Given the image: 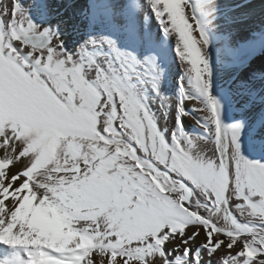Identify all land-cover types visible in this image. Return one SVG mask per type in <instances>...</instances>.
<instances>
[{
	"label": "snow or ice",
	"instance_id": "6c2138e0",
	"mask_svg": "<svg viewBox=\"0 0 264 264\" xmlns=\"http://www.w3.org/2000/svg\"><path fill=\"white\" fill-rule=\"evenodd\" d=\"M258 57L252 0H0V264H264Z\"/></svg>",
	"mask_w": 264,
	"mask_h": 264
},
{
	"label": "bare ground",
	"instance_id": "6f19581e",
	"mask_svg": "<svg viewBox=\"0 0 264 264\" xmlns=\"http://www.w3.org/2000/svg\"><path fill=\"white\" fill-rule=\"evenodd\" d=\"M238 2V0H224L225 4H232V3H236ZM252 3L259 6L261 4H264V0H252ZM257 19H259V17H257ZM261 65H264V57H258L256 59L255 62V67L259 68ZM214 84H215V80H214ZM214 94H216L217 96H220L219 90L214 86ZM221 99H223L222 96H220ZM232 116L229 114L228 110H227V106L225 108V112H224V116H223V120L225 123L227 124H231L232 123ZM186 125L189 126L190 125V121H186Z\"/></svg>",
	"mask_w": 264,
	"mask_h": 264
},
{
	"label": "rangeland",
	"instance_id": "374dc122",
	"mask_svg": "<svg viewBox=\"0 0 264 264\" xmlns=\"http://www.w3.org/2000/svg\"><path fill=\"white\" fill-rule=\"evenodd\" d=\"M172 120H173V116H172V114H169L168 121H172ZM165 123H167V121ZM188 127H189V130H191V121H190V125Z\"/></svg>",
	"mask_w": 264,
	"mask_h": 264
}]
</instances>
